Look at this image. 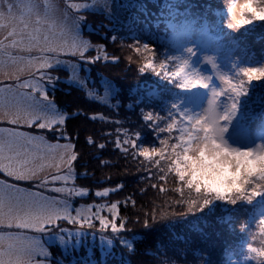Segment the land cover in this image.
<instances>
[{
  "label": "trees",
  "instance_id": "1",
  "mask_svg": "<svg viewBox=\"0 0 264 264\" xmlns=\"http://www.w3.org/2000/svg\"><path fill=\"white\" fill-rule=\"evenodd\" d=\"M222 4V0H137V3H126L127 10L131 11L132 5L136 8L129 12L127 22H114L105 16L106 23L101 27L102 34L107 31L100 39L107 57L98 62L109 72L116 67L120 69L118 75L111 77L116 80V89L108 103L81 97L75 99L77 87L63 79L56 81L55 88H48L58 109L68 118L64 125L55 126L53 130L39 132L32 127L31 133L57 142L66 140L61 137L63 132L73 143L78 157L74 162V186L88 192L84 202L91 198L97 201L91 207L103 205L100 215L110 222V226L102 227L95 215L96 208H92L93 219L73 222L70 228L66 227L71 231L76 229L72 226L79 224L80 231L85 232L80 237V245L66 247V252L51 246L50 264H255L254 253L249 249L259 248L264 239L258 223L263 217L264 192L250 202L215 201L203 212L195 209L189 212L188 202L197 195L188 191L190 186H182L174 174L167 171L165 159L156 156L146 161L137 155L144 146L155 148L160 139L171 145L177 143L175 137L179 132L161 129L172 120L177 122L172 106L186 96L185 88L181 87L182 79L173 80L171 75L178 62L170 59L169 52L173 37L179 38L186 27L207 29L216 46L229 50L227 56L234 64L235 61L240 64L235 68L238 72L246 66L264 62V22L235 33L226 31L222 36L219 20L221 14L226 13ZM108 23L111 26H107ZM93 25H96L95 17L89 27ZM148 42L152 43L151 53L138 55L133 52ZM149 56L156 70L141 72L139 69ZM162 63L167 66L164 70L159 67ZM88 71L84 77L89 75L94 81L99 80L96 81L99 85L104 72L99 69L94 72V66ZM240 80L247 83V78L236 76V81ZM254 84V81L250 82L247 89L251 91ZM257 93L255 101L242 110L240 127L245 146L256 144L259 138L264 140V86ZM148 113L153 115V121L144 120ZM89 139L93 143L89 144ZM125 139L129 140L128 144H124ZM100 144L105 147L99 148ZM157 159H160L159 166L155 163ZM28 186L36 187L35 184ZM37 187L46 188L40 183ZM177 187L184 188L182 194L175 191ZM161 188L165 191L161 192ZM105 189L109 196L95 195ZM111 203L118 204L116 225L119 227L124 223V229L106 236L105 233L111 230V214L104 206L110 207ZM63 225L64 221H60L56 226L62 228ZM56 226L50 229L54 232ZM100 233L104 235L100 236ZM104 237L108 243L111 240L109 245L100 244ZM122 240L130 242L134 251H130Z\"/></svg>",
  "mask_w": 264,
  "mask_h": 264
},
{
  "label": "snow or ice",
  "instance_id": "2",
  "mask_svg": "<svg viewBox=\"0 0 264 264\" xmlns=\"http://www.w3.org/2000/svg\"><path fill=\"white\" fill-rule=\"evenodd\" d=\"M69 8H75V4H69ZM7 28V35L4 39H0V76H5L16 81L15 85L0 87V120H6L10 125H24L28 128L33 126L39 129L53 130L54 126H62L66 123L67 115L59 113L52 101L49 100L45 85H55L59 77H53L48 70L55 69L65 64L61 60V56L78 57L84 63H93L94 60L86 59L85 54L91 48L89 41L84 40L80 35V19L71 16L70 13L64 12L59 14V9L56 8L54 0H46L44 11L41 12L38 8L33 7V0H25L21 6V14L17 17L13 13V7L9 6L7 15L0 14V29ZM68 37L71 38L69 42ZM5 40L8 42L5 43ZM17 54H13V51ZM37 51L41 53L38 57L31 59L26 58L19 53H31ZM136 51L151 53L147 45L143 49L137 48ZM178 62L176 70L171 73L174 78H181L182 88H187L190 82L196 84H207L208 78L201 77L196 71L189 70V62L180 57L170 58ZM209 63H212L209 61ZM159 67L166 69L165 64H160ZM213 69L216 68L215 63H212ZM35 69V71H33ZM145 69L156 70L152 62V57H147V62L139 69L143 72ZM264 71V66L243 68L240 69L237 76L247 78V82L251 79V71ZM73 77L77 76L80 71L79 63L72 65ZM28 72L31 79H25L20 82V75ZM37 73H39L37 75ZM168 75L167 71L164 73ZM159 75V73H157ZM218 79L225 86L220 92L212 90L211 99L208 101V111L213 112L217 103V98L222 92L234 93L235 97H239L246 92L244 85L245 81L240 80L238 83L232 82L227 76L218 74ZM107 83V81H105ZM26 89L28 91H20ZM39 99L36 98L37 94ZM232 100L230 106H225V113L219 117V121H229L228 112H236L235 99ZM173 108L176 106L173 105ZM181 124L177 125L175 120L167 124L166 128L161 131L169 133L176 131L180 134L175 137V140L183 141L190 129L192 117L181 112ZM186 117V119H185ZM145 121H153L154 117L151 113L144 115ZM219 121L217 123L219 124ZM202 122V121H201ZM220 133L227 131L226 126H219ZM61 137L67 139L64 133L61 132ZM89 144L92 140L87 141ZM160 144L164 147L159 149L162 155L168 141L160 139ZM129 140L125 139L124 144H128ZM175 143L172 148L178 147ZM104 144H100L99 148L103 149ZM117 147H120L117 142ZM135 147V144H133ZM258 148L264 149V145H258ZM149 149H140L138 156L143 157L146 161L152 160ZM155 154V153H154ZM78 159L74 145L71 142L63 145L57 143H49L43 135H32L23 131L14 129H6L0 127V173L11 177L15 180H32L39 177V174L47 168L67 169V175L53 176L52 180L62 181L65 185L73 179L72 172L74 171V162ZM47 161V163H45ZM155 163L159 166L160 159ZM164 171V169H161ZM170 172L169 169H167ZM177 181L181 183L180 179ZM44 183H47L45 178ZM57 193H64V187L51 189ZM184 188L177 187V193H183ZM70 195L83 196L86 192L79 189H68ZM165 191L164 188L160 189ZM262 192L254 193L250 197V201ZM97 197H107L109 191H97ZM215 201H224L228 204H236L238 201L230 200L227 197L208 199L205 198L202 202L192 199L188 202V211L192 212L195 209L198 212H203L209 208ZM111 214V228L113 232H119L124 229V223L119 227L116 225L118 217V204L111 203L110 207L104 206ZM101 208L95 209L99 223L106 228L109 221L100 215ZM88 212L92 209L89 207ZM83 218L85 221L90 219V216L84 215L83 209L76 210V216L73 217L70 211V205L66 201H57L44 197L38 192H28L18 188L15 185L6 184L0 181V229L2 228H18L29 229L33 232H42L44 227L59 219H65L69 223L79 222ZM145 223V227H147ZM261 233H264V219L259 220ZM198 228V226H197ZM5 240L8 241L5 246ZM111 243V240L109 241ZM122 243L134 251V247L127 240H122ZM249 251H255L250 249ZM264 255V253H260ZM49 253L42 247L40 241L36 237H25L20 234L9 233L7 236L0 233V264H42L37 262L36 257L47 256ZM179 255V253H174Z\"/></svg>",
  "mask_w": 264,
  "mask_h": 264
},
{
  "label": "rangeland",
  "instance_id": "3",
  "mask_svg": "<svg viewBox=\"0 0 264 264\" xmlns=\"http://www.w3.org/2000/svg\"><path fill=\"white\" fill-rule=\"evenodd\" d=\"M137 3V0H54L55 6L57 9H59V14L63 15L64 12H68L71 14V16L78 17L80 19V35L81 37L89 41L91 44V48L86 52L85 58L94 60L93 63H84L83 61L79 60L78 57L73 56H61L60 59L65 61V64L62 66H59L55 69L48 70L49 74L52 75L54 78L59 77V79H63L67 81L69 84L77 87L78 90L75 91V99H79L80 97L82 99H90V100H99L103 102H107L108 100L114 95L116 86L114 85V78H111L113 74H119L120 69L119 67H116V69H113L111 72H109L107 69L105 70L104 66H101V64L98 62L99 59L106 58L104 53V47L103 45H100V39L101 37L107 32L104 30V33L102 34V29L104 23V19L107 17L111 19V21L114 22H127L129 20L128 17H130L131 11H133L134 6H130L132 10L126 9V3L133 2ZM46 0H33V7L38 8L41 12L44 11ZM25 3V0H0V14L7 15L9 6L13 7V13L18 17L21 14V6ZM69 4H75V8H69ZM223 5V4H222ZM224 6V5H223ZM106 16V17H105ZM96 18V25L89 27L94 19ZM226 13L221 14L220 20H219V29L222 31V36L226 33V31H230L225 27V20H226ZM87 24V25H86ZM86 25V26H85ZM107 26H111V24H106ZM105 27V26H104ZM8 29H0V39H4L7 35ZM184 31V30H183ZM180 32V37H173L172 39V48L169 49V52H171L172 57H180L181 59H188L189 61V70H195L201 77H207L208 78V87L205 89L201 88H193V89H186L185 97L177 100L174 105L176 106L173 111H175V114L177 115V123L179 126H183L181 124V116L180 113L183 112L185 115H197L201 114L203 110L208 106V99L211 97L212 90L221 91L225 86L221 84L220 80L218 79V74L227 76L232 82L236 81V76L238 74V71L235 70L236 66L240 67V64H237L235 61V64L231 61V59L227 56L229 50H223L222 48H218L215 44L214 38L209 35L207 29L199 30L198 28L194 29L193 27H190L183 32ZM102 35V36H101ZM69 42H71V38L68 37ZM8 41L5 40V43ZM144 45H147L148 47H152V43L148 42ZM139 49H143V46ZM134 46V45H133ZM111 47V46H110ZM138 48V47H137ZM191 48L192 49V55L189 58L188 55L185 53V49ZM219 49V50H218ZM13 54H17L15 50H12ZM137 52V51H133ZM141 52H137L139 55ZM146 53V52H145ZM148 53H146L147 55ZM19 55H23L28 59H31L33 57H38L41 55V53L37 51H33L31 53H19ZM205 56H210L214 58V63L216 65V68L213 69L212 64L207 63L204 61ZM103 57V58H102ZM79 63L80 71L77 74V76L73 77V70L72 65ZM123 63V62H121ZM233 65V67H232ZM94 66V72L96 69H99L100 72H104V77H101L100 84L96 85V80L94 81L92 77L86 75L84 77L85 72L89 74V69L93 68ZM264 66V62L248 66V68L252 67H260ZM104 67V68H103ZM82 68V70H81ZM244 68H247L244 67ZM35 71V69H33ZM88 71V72H87ZM236 71V72H235ZM106 72V75H105ZM39 73H37L38 75ZM92 75V73H91ZM90 78V79H89ZM112 80H111V79ZM25 79H31L29 76V73L26 71L23 74L20 75V82H23ZM116 79V78H115ZM175 78L173 77V80ZM118 80V79H117ZM94 81V82H93ZM107 81V83H105ZM255 84L251 91L247 89L246 93L242 96L236 98L234 93L231 92H222L220 98L217 100L218 102V112L223 114L225 112V106H230L232 100L230 97L235 99L236 102V113L232 117L230 121H221V126H226L227 131L224 133V140L232 147H237L241 150L249 149L255 147L257 144L264 145L263 138H259L258 142L253 145H247L245 146L242 144L243 138L242 131L240 127V122L243 117V108L247 104L253 103L258 95L257 91L259 89H262V86H264V77L261 78L260 81H254ZM16 81L13 79H10L5 76H0V87H6L9 85H15ZM234 83H238L237 81ZM47 95L50 101L55 105L59 113H62L57 107V104L55 103L54 99H52L51 92H48L49 89L55 88V86L51 87V85H45ZM20 91H28L26 89H22ZM81 91V92H80ZM100 92V95L98 93ZM142 93V92H140ZM36 95V98L39 99V95ZM65 114V113H63ZM68 117V115H67ZM186 119V117H185ZM0 127L6 128V129H14L18 131H23L26 133H30L32 135H41V134H34L31 133L32 129L28 128L24 125H10L7 123L6 120H0ZM55 127V126H54ZM37 128V129H36ZM33 129L39 132H48L49 129H39L38 127L33 126ZM44 130V131H43ZM180 134V133H179ZM45 137V136H44ZM52 144H65L68 142H71L69 139L63 140V141H57V142H50ZM73 145V143L71 142ZM161 147H164L158 142L156 144L155 148H152L153 150L149 151L147 154L150 157H160L162 159H165L167 156V152L172 149V145L168 142V145L165 147L163 154L161 155L159 152V149ZM75 151V149H74ZM155 153V154H154ZM47 163V161H45ZM67 169L62 167L60 169L56 168H45L40 174L39 177L32 180H15L11 177L5 176L3 173H0V181H4L6 184L15 185L18 188L24 189L28 192H38L40 195L44 197H48L50 199H54L57 201H66L68 205H70V211L71 215L73 217L76 216V210L77 209H83L84 215L90 216L91 218L88 219L89 221L93 219L92 211L88 212L87 209L91 207L90 205H93L94 203H97V201L94 198H91V200H83L88 195V192L85 190H81L87 193V195L83 196H77V195H70L68 193V189H78L74 186L75 179L72 172V177L67 185H65L62 181H55L53 182L52 177L57 175H67ZM47 179V183H44V179ZM46 188L47 192H45L42 189H39L37 187V184L39 183ZM35 184V188H31L28 185ZM73 184V185H72ZM57 187H64L65 192L64 193H57L55 191H52L51 189L57 188ZM103 206V205H102ZM101 205L91 207L97 208L100 207L103 211V207ZM100 212V213H101ZM262 218H264V211L262 213ZM85 221L83 218L79 220L80 222H88ZM107 220V219H106ZM60 221H64V225L62 228H58L56 225L57 223H60ZM109 221V220H108ZM63 224V223H62ZM70 224L65 219H59L53 223H50L44 227V230L42 232H33L29 229H18L15 227L12 228H2L0 229V233L7 236V234H20L25 237H36L40 241L42 247L49 253L47 256H40L36 257L37 262H42V264H50V261L52 260V247L57 246L58 249H62L63 252L67 251L66 247L70 248H76L80 245V237L81 235L85 234V232L80 231L81 227L79 224L75 227L76 229H71V231L66 230L67 228H70ZM56 226L53 232V229H50L51 227ZM110 226V222H109ZM111 232V233H110ZM54 233V234H53ZM107 233H109V236H113L116 232L109 230L105 233L107 236ZM103 233H100V236H103ZM104 240V241H103ZM101 240L100 244L109 245V243L106 241L107 238L104 237V239ZM8 241L5 240V246L7 245ZM52 246V247H51ZM62 252V253H63ZM234 264V263H232Z\"/></svg>",
  "mask_w": 264,
  "mask_h": 264
},
{
  "label": "clouds",
  "instance_id": "4",
  "mask_svg": "<svg viewBox=\"0 0 264 264\" xmlns=\"http://www.w3.org/2000/svg\"><path fill=\"white\" fill-rule=\"evenodd\" d=\"M222 3L227 17L225 27L231 32H239L245 27L264 22V0H222ZM185 53L190 58L192 49H185ZM204 61L214 63V58L205 56ZM250 71L251 79L244 85L246 91L250 82L260 81L264 77V71ZM197 87L205 89L208 83L201 85L190 82L186 89ZM217 109L218 102L213 112H209L207 106L201 114L189 115L192 120L186 138L177 142L178 147L168 151L165 161L170 172L180 179L182 186L189 185L188 191L197 194L196 200L227 197L230 200L250 202L254 193L264 192V149L258 148L262 144L245 150L230 146L224 140V133L219 131V117L225 112L221 114ZM235 113L228 112L230 120ZM142 149L153 150L148 146ZM251 249L255 250L252 251L255 264H264V255L260 254L264 253V239L260 241L259 248Z\"/></svg>",
  "mask_w": 264,
  "mask_h": 264
}]
</instances>
